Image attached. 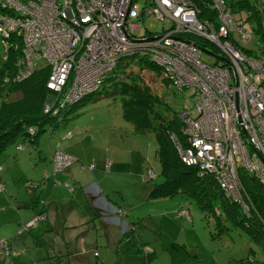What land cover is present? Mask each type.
<instances>
[{
  "label": "built area",
  "instance_id": "1",
  "mask_svg": "<svg viewBox=\"0 0 264 264\" xmlns=\"http://www.w3.org/2000/svg\"><path fill=\"white\" fill-rule=\"evenodd\" d=\"M11 1L1 0L0 30L6 48L19 45L22 51L23 67L15 79L46 62V87L51 90L46 111L55 112L65 101L98 88L121 57L146 55L169 85L189 99L179 112L184 140L176 139V149L181 161L195 166L199 175L212 174L227 198L249 209L239 169L264 181V57L242 47L253 31L243 12L231 10L225 0H209L214 18L200 17L194 0H14L18 7ZM6 6L17 15H5L1 9ZM149 15L169 24L159 33L144 31ZM31 21V32H24ZM194 38L221 50L217 57L222 61L201 60L202 48H208ZM73 159L56 149L52 168L62 170ZM179 213L191 219L188 209ZM44 217L40 211L22 228ZM0 252L3 263L13 264L16 249L4 237Z\"/></svg>",
  "mask_w": 264,
  "mask_h": 264
},
{
  "label": "rangeland",
  "instance_id": "2",
  "mask_svg": "<svg viewBox=\"0 0 264 264\" xmlns=\"http://www.w3.org/2000/svg\"><path fill=\"white\" fill-rule=\"evenodd\" d=\"M143 1L138 0L139 3ZM11 3L18 7L14 0ZM31 23H27L24 32H31ZM168 24L167 19L149 15L144 18L143 30L159 33ZM253 42L254 39L251 45ZM206 47L222 55L221 50ZM3 49L0 39V70L4 63ZM200 59L209 64L222 61L207 51L200 53ZM129 68L138 72L153 92L162 97L170 94L169 104L173 110L180 112L189 103L184 91L167 87L154 70L136 64L127 70ZM108 87L106 79L97 91L67 111L62 121L51 126L45 124L35 145L25 142L23 148L18 149L12 143L0 153V180L5 187L0 190V218H9L17 209L12 204V195L17 194L20 200L33 199L29 185L35 184V174L38 175L44 165L53 173L48 158L50 148L66 147L76 157L71 162L76 177L103 175L107 177L109 188L116 187L129 197L131 217L136 223L134 233L144 239L140 252L125 255L113 251L124 231L123 224L118 228L97 219L96 227L88 231L87 239L81 244L79 239H62L61 232L48 229L44 223L42 229L32 228L31 233L26 227L21 228L26 232L16 243L15 264H58L56 259H60V264H262L264 246L261 242L248 237L240 226L220 213V209L216 210L218 207L214 206V211L202 210L193 196L184 193L157 199L147 197L152 184L161 180V166L155 153L157 141L151 131H138L123 116L121 99L125 94H107ZM3 90L4 86L0 85V93ZM17 96L14 93L12 98ZM50 99L47 97L45 102L49 103ZM161 106L157 104V108L165 113ZM68 131L71 135L63 137ZM113 168H119L121 172L111 176ZM83 184L84 187L85 182ZM74 188L77 187H70ZM180 208L188 209L191 219L180 215ZM239 209L242 211L240 206ZM150 221L158 223V228L151 227ZM2 231L14 233L18 229L6 222L0 228ZM37 231L38 242H34L30 236ZM45 233L49 237L39 239ZM25 236H28L26 241L23 240ZM248 256L251 259H247ZM2 259L0 254V264Z\"/></svg>",
  "mask_w": 264,
  "mask_h": 264
},
{
  "label": "trees",
  "instance_id": "3",
  "mask_svg": "<svg viewBox=\"0 0 264 264\" xmlns=\"http://www.w3.org/2000/svg\"><path fill=\"white\" fill-rule=\"evenodd\" d=\"M194 1L200 8V17L214 18L215 8L209 0ZM225 2L231 10L238 13L243 12L244 21L253 29L252 38L247 44L242 46L244 51L248 54L264 57V0H225ZM1 10L7 16L9 13L10 15H17L14 9L9 6L3 7ZM14 35L15 38L18 37L16 33ZM0 39L4 45V63L0 70V85L4 86L3 92L0 93L2 97L0 101V153L12 143L18 149L23 148V143L25 142L35 145L38 140V134L45 129V124L48 123V126H51L62 121L67 111H70L75 104L83 102L89 94L99 89L107 79L109 81L107 94L116 92L125 94L121 99L123 116L138 131H151L157 141L158 146L155 153L161 166L159 173L161 180L152 184L149 197H167L176 193L193 196L200 209L214 211V206L218 207L216 210L220 209V213L222 212L224 216L240 226L248 237L260 241L264 246V181L240 167L239 178L243 186L244 200L248 201L250 206L249 209H244L239 202L227 198L223 194L212 174L199 175L195 166L187 165L181 161L176 149V139L180 142L184 140L180 130L182 119L179 116V112L173 110L169 104L170 94L166 93L165 97L158 95L156 92H153L149 84L143 81L138 72H133L131 68L127 70L132 64H136L142 68L147 67L158 73L162 79L161 81L167 87H173L169 85L168 80L162 77L160 67L151 61L148 56L130 55L121 57L98 88L86 92L77 99L65 101L62 106L53 112V110H45V100L51 92L46 87V79L48 78V66L46 62L42 61L41 65L33 68L27 77L16 81L15 75L23 67L20 62L21 55H19L22 51L19 45L16 48H14V45L6 48L4 35L1 30ZM253 39L254 42L251 45ZM195 40L202 46L208 44L201 42L198 38ZM14 93L18 95L16 98H12ZM62 94H66V90ZM55 95L57 94L55 93ZM157 104L162 105L161 107L166 112H161L157 108ZM68 132L69 135H64L63 137L70 136L71 133L70 131ZM174 135H176L175 138H173ZM56 149L63 150L76 158L73 153L56 146L53 149L50 148L49 151L48 158L51 161V165V156ZM71 162L69 165L63 167L62 170H53V173L64 171L71 165ZM4 188L3 182L0 181V190H4ZM239 206L242 211L239 209ZM238 212H240V217H237ZM218 215L220 214L218 213ZM38 222L27 229L29 230L36 226ZM0 237L6 238L10 244V237ZM141 247L133 237L132 229L123 233L117 243V250L124 252H140ZM0 254L3 257L2 264H5L3 263L5 262L3 253L0 252ZM15 257L16 254H13L10 259V262L12 261L13 264H15ZM247 259L251 258L248 256ZM56 260L58 264L61 263L60 259ZM241 263L233 262L231 264Z\"/></svg>",
  "mask_w": 264,
  "mask_h": 264
},
{
  "label": "crops",
  "instance_id": "4",
  "mask_svg": "<svg viewBox=\"0 0 264 264\" xmlns=\"http://www.w3.org/2000/svg\"><path fill=\"white\" fill-rule=\"evenodd\" d=\"M111 170V176L118 174L115 172H121L119 168H113ZM35 176V184L30 183L31 185H29L33 191L31 195L33 199H29L28 201L20 200L17 194L12 195V204L17 209H15L9 218L7 216L0 218V228L3 223L9 222L14 224L16 229H18L14 233L0 232V236H8L11 238L10 244L15 249H17V241L22 240L21 236L26 232L21 229L22 224L40 211H44L46 217L32 228L42 229L45 223L48 229L59 230L61 232V238L66 239V241L79 239V243H84L87 239L88 231L96 227L97 219H99L105 225H117L118 228H120V224H123L124 231H121L122 234L132 229L133 237L138 245L141 247L143 244L144 239L142 236L134 233L136 223L131 217V202H128L129 197L121 190L116 189V187L109 188L107 185V177L87 174L82 179L76 177L71 165L64 171L54 173L49 172L47 165H44L40 173L38 175L35 174ZM83 182H85L84 187ZM72 186L77 188L70 189ZM38 189L40 190L37 191ZM149 191L147 197L154 199L149 197ZM20 205L22 206L20 207ZM144 216L146 214L142 215L141 220ZM150 224L151 227L158 228V223L150 221ZM32 228L27 232L31 233ZM19 229L21 230L19 231ZM38 233L39 231L33 232L32 236H30L34 242H38ZM27 237L25 236L23 240L26 241ZM46 237H49L47 233L40 235L39 239H45ZM113 251L126 253L125 255L134 252L117 250V246Z\"/></svg>",
  "mask_w": 264,
  "mask_h": 264
},
{
  "label": "water",
  "instance_id": "5",
  "mask_svg": "<svg viewBox=\"0 0 264 264\" xmlns=\"http://www.w3.org/2000/svg\"><path fill=\"white\" fill-rule=\"evenodd\" d=\"M202 50L207 51V52H210V50L206 49L205 47H203ZM210 53H212V52H210ZM213 54H214V53H213ZM214 55L218 56V54H214ZM47 97H49V99H50V95L47 96ZM245 134H246V132H245ZM259 156L263 159V157L261 156L260 153H259Z\"/></svg>",
  "mask_w": 264,
  "mask_h": 264
},
{
  "label": "bare ground",
  "instance_id": "6",
  "mask_svg": "<svg viewBox=\"0 0 264 264\" xmlns=\"http://www.w3.org/2000/svg\"><path fill=\"white\" fill-rule=\"evenodd\" d=\"M97 91V90H96Z\"/></svg>",
  "mask_w": 264,
  "mask_h": 264
}]
</instances>
